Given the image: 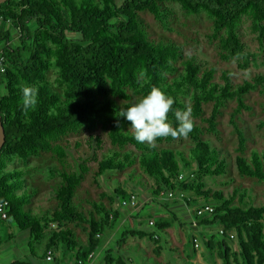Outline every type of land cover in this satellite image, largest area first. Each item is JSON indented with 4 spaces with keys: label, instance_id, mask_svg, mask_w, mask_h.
I'll return each mask as SVG.
<instances>
[{
    "label": "trees",
    "instance_id": "obj_1",
    "mask_svg": "<svg viewBox=\"0 0 264 264\" xmlns=\"http://www.w3.org/2000/svg\"><path fill=\"white\" fill-rule=\"evenodd\" d=\"M162 0H7L0 4V19L10 23L18 31L16 46H8L10 32H0V46L3 45V61L0 65V116L5 142L0 150V203H7V219L20 231H28L35 241L42 238L48 220L41 225L35 219L26 218L21 211L25 197L15 196L20 188V175L8 171L6 161L13 157L26 159L49 149V140L77 132L83 128L92 130L97 125L107 128L111 142L118 147L131 144L141 151L139 156L126 154L123 160L116 155L106 157L99 163L98 175L123 171L134 163L154 182L150 191L158 197L162 191L181 192L184 195L201 198L203 205H212L210 215L194 218L197 226H216L222 234L216 243V253L221 264H264V202L260 206L245 203V195L233 192L229 198L222 193L210 194L204 191L205 177H221L226 166L219 159L217 150L201 139V130L194 124L187 136L193 147L188 156L171 150L156 151L146 144L137 143L133 135L125 132L130 124L119 116L116 99L128 100V90L145 95L152 86L160 87L175 103L168 114L173 126L177 125L175 112L183 110L180 98L189 96L192 101L191 115L202 114V106L213 103L208 130L215 131L216 119L221 105L235 100L234 114L246 109L243 96L264 89V76L253 82H244L232 89L225 81L224 86L211 83L212 74L204 72L198 76L192 64H186L183 74L175 77L177 70L173 62L179 56V47L173 42H151L143 30L138 13L147 12L157 21L165 24L167 13L159 8ZM177 3L190 14L206 13L213 19L216 33L224 32L221 46L229 57L242 54L238 38V26L242 16H250L253 25L264 36V0H167ZM70 35L76 38H69ZM57 74L58 84L63 88L62 96L46 81L48 68ZM171 77V79H169ZM38 89V103L34 109L22 110V86ZM129 107L126 104L123 108ZM238 156L235 158L237 172L257 180L264 185V151H252L247 160L245 138L236 128ZM264 130V120L260 122ZM171 142L172 137L159 138ZM183 179L179 180V175ZM184 174L186 176L184 177ZM64 185L56 191L60 212L50 218L61 222L75 215L76 219L88 226L86 246L76 243L68 230L59 231L49 237L47 250H54L58 241L63 250L72 253L75 262L86 264L87 257L101 246V238L108 231L111 221L118 219L121 203L130 198L120 189H114L111 203L117 205L111 213L103 204H95L93 215L88 219L75 214L71 206L73 193L79 177L61 174ZM194 181H188L189 178ZM238 205H234L235 199ZM175 201V200H174ZM200 201V200H198ZM183 202L190 207L197 203L189 198ZM201 205V206H203ZM170 219L153 222L154 234L137 231H123L119 243L127 238L146 239L154 243L157 256L162 250L159 234H165L177 223V217L170 212ZM49 219V218H48ZM1 221L0 220V224ZM230 235L233 237L230 238ZM157 237L158 239H155ZM235 238L238 251L233 252L226 239ZM1 242V239H0ZM207 250H215L213 242L206 241ZM193 248V246H192ZM194 249V248H193ZM111 251L106 252L104 264H125L118 257L112 259ZM46 254V253H45ZM12 264H29L16 261Z\"/></svg>",
    "mask_w": 264,
    "mask_h": 264
},
{
    "label": "rangeland",
    "instance_id": "obj_2",
    "mask_svg": "<svg viewBox=\"0 0 264 264\" xmlns=\"http://www.w3.org/2000/svg\"><path fill=\"white\" fill-rule=\"evenodd\" d=\"M159 8L167 13L165 24L160 23L147 12L138 13V20L142 22L143 30L151 42H173L179 47V56L173 62L177 70L175 77H180L186 64L189 63L195 66L198 76L209 72L212 74V84L224 86L227 80L232 89L238 88L244 82H253L258 76H264V36L259 37L250 16L241 17L237 30L239 42L243 48L242 54L238 57H229L221 46L224 32L216 33L214 31L213 19L206 13L190 14L177 3L167 0H162L159 3ZM3 31V25L0 23V32ZM10 33H13L12 28H10ZM69 38L74 39L76 36L70 35ZM46 81L62 96L63 88L58 84L56 71L52 67L47 70ZM128 94V100L116 99L119 111L126 104L131 106L142 97L141 93L133 90H128ZM180 101L184 107L182 111L187 108L192 110V101L189 96L180 98ZM242 102L246 109L241 110L238 114H234L237 107L235 100L225 101L221 105L214 132L208 130L206 121L210 116L213 103L204 104L202 114L197 118L192 117L194 124L201 130V139L207 142L211 148L217 150L219 159L223 160L226 166L223 176L205 177L202 183L204 191H208L210 194L222 193L225 198H229L233 192L238 191L246 196L245 203L260 206L264 202V185L255 179L241 176L237 172L235 158L239 155L238 138L231 122L235 123L236 128L242 132L245 138L243 157L248 160L252 151L263 152L264 130L260 127V122L264 120V89L259 87L246 94L243 96ZM125 132L132 134L130 124L125 126ZM48 142L49 149L39 152L36 156L26 159L13 157L6 161V169L17 171L20 175V188L15 192V196L25 197L21 206L22 213L26 218L39 221L41 225L48 220L47 228L44 229L42 238L35 241L28 232H20L13 222L8 221L0 225V238L2 243H6L7 236L12 233L14 243L11 244H14L16 248L12 253L18 257L21 255V259L26 256L33 264H67L72 253L63 250L58 241L56 242V256L53 254L55 262L46 263L40 258L44 246L46 251L49 237L59 231L68 230L80 246H86L87 243L88 226L77 220L75 215L57 223L50 219L60 212V202L56 197V191L64 185L61 174L79 177L78 186L71 199V206L75 208V214H81L85 219L93 215L98 220L93 207L95 204H103L106 210L113 213V210L117 208L116 203L113 204L110 201V198L115 197L114 189H120L135 196L138 199L139 207L143 208L145 200L149 197L152 198L150 191L155 187L153 180L142 172L137 161L123 171L108 172L103 176L98 175L99 163L106 157L115 154L116 159L123 160L126 154L141 155V151L131 144L121 148L114 145L110 140L108 129L102 128L101 125H97L92 130L83 128L77 132H70ZM192 147L193 142L187 137H182L171 142L164 139L161 142H156L155 147L150 148L158 152L171 150L174 153L188 156ZM185 176L186 174H184ZM188 181L192 182L194 178L190 177ZM185 198L197 201L188 208L191 213L189 217H194L195 210L204 202L201 201V198L193 195L185 194ZM176 201L184 203L183 200L177 199ZM233 204L238 205L237 198ZM152 207L149 218L148 209L141 208L142 210L139 211L142 212L141 224H128L125 226L127 231L136 229L152 232L155 231V228L147 225L148 220L151 218L154 221L170 219L171 216L155 203ZM176 216L177 223L173 225L174 228L170 229L168 235L159 234V245L162 250L158 256L153 244L148 240L134 246L135 239L133 241L129 237L128 240H124L125 247L120 244V248L116 249L121 238L120 234L117 241L112 243L114 248L111 253L112 259L116 260L120 257L125 264H221L216 253V243L220 240L219 229L216 226H202L203 229L200 228L201 226H197L198 231H196V229L190 228V222L185 216ZM194 222L197 223L196 220ZM117 224L116 222L114 226ZM192 237L197 238L199 244L197 249L192 248L194 242ZM210 240L213 242L215 250L206 249L205 242ZM226 243L233 252L238 251L235 238L226 239ZM66 254L69 255L67 259L64 257ZM95 254L93 264H104L105 253L97 250ZM69 264H73L72 259Z\"/></svg>",
    "mask_w": 264,
    "mask_h": 264
},
{
    "label": "clouds",
    "instance_id": "obj_3",
    "mask_svg": "<svg viewBox=\"0 0 264 264\" xmlns=\"http://www.w3.org/2000/svg\"><path fill=\"white\" fill-rule=\"evenodd\" d=\"M22 110L34 109L38 103V89L35 86H22ZM175 103L173 97L167 95L160 87L152 86L136 103L121 108L119 116L130 122V129L137 143L155 147L159 138H186L194 129L191 108L177 110L173 126L168 114Z\"/></svg>",
    "mask_w": 264,
    "mask_h": 264
},
{
    "label": "crops",
    "instance_id": "obj_4",
    "mask_svg": "<svg viewBox=\"0 0 264 264\" xmlns=\"http://www.w3.org/2000/svg\"><path fill=\"white\" fill-rule=\"evenodd\" d=\"M0 23H1V25H3V29H4L3 32H10V28H12L10 23L4 22L2 19H0ZM18 38H19L18 32L16 30H13V33H10V35L8 37L7 45L8 46H12V47L14 45L16 46V43L18 42ZM3 45L4 44H1V46H0V57L2 56V51L1 50L3 49ZM0 72H1V70H0ZM2 93H3V89H2V85L0 84V95ZM149 202H150V204H149ZM154 203L161 210L163 209L166 214L168 213L170 215V212H172V213H174L175 215H178V216H181V215L185 216V218L188 219V221L190 222L189 223L190 228L191 229L192 228L196 229V231H198V227L196 225V222H194L195 221L194 217H192V216H191V218L189 217L191 215V213L189 212V209H188L189 207L186 206V204H184V203H182L180 201H176V200L175 201L161 202L159 199H157V197H152V198L149 197V198H147L145 200V204H144L143 208L139 207L140 205H139V202H138V205H137V207L135 209H132V210L129 209V208H122L121 209L122 212L120 211V215L118 216V219L115 220V221H111L108 231L102 236V238H101V246L98 249V251L101 250L105 254H106V252H109V251L113 252L114 248L112 247V243L117 241L119 235L120 234L122 235L123 231L127 230L125 228V226L128 225V224H133L134 225V223L141 224L140 217H141L142 212H139V211L142 210V209H144V210L148 209L147 213H148V218H149L151 216V211L153 209L152 206H153ZM114 210H116V208ZM6 222H8V221H4V222H1V223H6ZM116 222L118 224H117V226H114V224ZM150 222H154V220L152 218L147 221V225L150 226V227H153V226L150 225ZM173 228H174V226H173ZM200 228L203 229L202 226ZM170 229H172V228H170ZM170 229L167 230V233H166L167 235H168ZM132 231H137L138 233L145 232V233H148V234H154L155 233V231L147 232V231H144V230H136V229H134ZM20 232H22V231H20ZM23 232H28V231H23ZM121 235H120V237H121ZM12 236H13L12 233H9V235L7 236L6 241L8 242V244H7V242L6 243L5 242L2 243V241L0 242V264H12V263H14L16 261H19V262L22 261V262H26V263H29V264H33L31 261L28 260V258L26 256L23 259H21V255L18 257V255L12 253V251L16 250L14 244H11V243H14V241H13L14 238ZM104 236H105V238H103ZM154 238L158 239L157 237H154ZM132 239H133V241L135 239V242L133 243L134 246L140 245V243H143V241L146 240V239H138V238H132ZM192 239L196 240L197 238L192 237ZM11 240H12V242H10ZM124 240H128V239H124ZM124 240H123L122 243H119V241H118L119 245H116V249L120 248V244H123V247L126 246V243H125ZM149 242H151V241H149ZM186 243H187V241H186ZM152 244H154V243H152ZM44 248H45V246L43 247L42 255L40 256V258H42V260H44V262H46V263H50L52 261L55 262L56 261L55 257L50 262L45 260L46 251H45ZM53 251H54V256H56V247H55V249ZM192 254H193V252H192ZM68 256L69 255H67V254L64 255L65 259H67ZM95 256H96V254L93 253L92 254V258L90 260L87 259L86 264H93ZM106 256L107 255H105L104 258ZM104 258H103V260H104ZM71 259H72L73 264H76L75 259L73 258L72 254L68 258L67 264L70 263ZM36 264H39V263H36Z\"/></svg>",
    "mask_w": 264,
    "mask_h": 264
},
{
    "label": "built area",
    "instance_id": "obj_5",
    "mask_svg": "<svg viewBox=\"0 0 264 264\" xmlns=\"http://www.w3.org/2000/svg\"><path fill=\"white\" fill-rule=\"evenodd\" d=\"M3 61V57H0V65ZM183 179V175L180 174L179 175V180ZM185 198V195L181 192H167V191H162L159 193L157 199H159L161 202H166V201H174V200H183ZM121 205L125 208H129V209H135L138 205V199L131 195L129 199L123 201L121 203ZM7 203L3 202L0 203V220L1 221H5L7 219ZM213 212V207L210 205H203L200 206L198 209L195 210V214L197 217H202L205 215H210ZM150 225H153V222H150ZM219 234H222V231H219ZM233 236L230 235V238H232ZM193 248L197 249L199 247L198 241L197 240H193ZM53 254L54 252L52 250H49L46 252V256H45V260L50 262L53 259ZM92 258V254H90L87 259L90 260ZM87 262V260H86ZM77 264H84L83 262L79 261L77 262Z\"/></svg>",
    "mask_w": 264,
    "mask_h": 264
},
{
    "label": "water",
    "instance_id": "obj_6",
    "mask_svg": "<svg viewBox=\"0 0 264 264\" xmlns=\"http://www.w3.org/2000/svg\"><path fill=\"white\" fill-rule=\"evenodd\" d=\"M7 0H0V4L5 3ZM5 142V135H4V130L1 122V116H0V150L2 149L3 145Z\"/></svg>",
    "mask_w": 264,
    "mask_h": 264
}]
</instances>
